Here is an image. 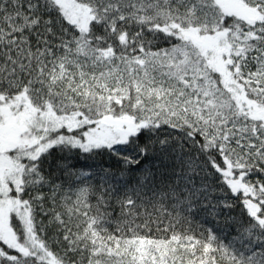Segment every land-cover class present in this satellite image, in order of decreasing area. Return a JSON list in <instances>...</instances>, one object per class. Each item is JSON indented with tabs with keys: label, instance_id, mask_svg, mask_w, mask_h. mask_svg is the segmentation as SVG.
<instances>
[{
	"label": "snow or ice",
	"instance_id": "6c2138e0",
	"mask_svg": "<svg viewBox=\"0 0 264 264\" xmlns=\"http://www.w3.org/2000/svg\"><path fill=\"white\" fill-rule=\"evenodd\" d=\"M0 264H264V0H0Z\"/></svg>",
	"mask_w": 264,
	"mask_h": 264
},
{
	"label": "trees",
	"instance_id": "16d2710c",
	"mask_svg": "<svg viewBox=\"0 0 264 264\" xmlns=\"http://www.w3.org/2000/svg\"><path fill=\"white\" fill-rule=\"evenodd\" d=\"M98 159H101V162H102V158H98ZM89 163H91V161H89ZM82 166V165H81Z\"/></svg>",
	"mask_w": 264,
	"mask_h": 264
}]
</instances>
